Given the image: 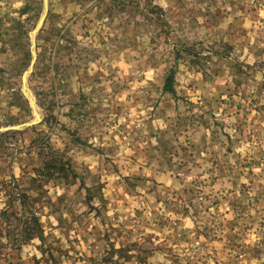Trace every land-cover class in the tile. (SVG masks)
I'll return each instance as SVG.
<instances>
[{"label": "rangeland", "instance_id": "374dc122", "mask_svg": "<svg viewBox=\"0 0 264 264\" xmlns=\"http://www.w3.org/2000/svg\"><path fill=\"white\" fill-rule=\"evenodd\" d=\"M44 2L0 0V264H264V0Z\"/></svg>", "mask_w": 264, "mask_h": 264}, {"label": "water", "instance_id": "95a60500", "mask_svg": "<svg viewBox=\"0 0 264 264\" xmlns=\"http://www.w3.org/2000/svg\"><path fill=\"white\" fill-rule=\"evenodd\" d=\"M47 11H48V0H45V2H44V12H43V14H42V17H41V19H40V21H39V23H38V25H37V27H36V30H35V32L34 33H36L37 31H39L40 29H41V27H42V25H43V23H44V20H45V18H46V15H47ZM33 45H34V41H33ZM32 55H33V59H32V62H31V66H30V69H29V71L23 76V86H24V91H26L27 90V88H26V82H27V76H28V74L32 71V69H33V66H34V64H35V60H36V53H35V51L33 50L32 51ZM31 104H32V106H33V108H35V104H34V102L31 100ZM37 117V116H36ZM38 118V117H37ZM30 124H32V123H28V124H26V125H24V126H28V125H30ZM20 128V126H16V127H12L11 129H19Z\"/></svg>", "mask_w": 264, "mask_h": 264}, {"label": "trees", "instance_id": "16d2710c", "mask_svg": "<svg viewBox=\"0 0 264 264\" xmlns=\"http://www.w3.org/2000/svg\"><path fill=\"white\" fill-rule=\"evenodd\" d=\"M164 92L169 93L171 95H175L176 94V90L174 88V71L171 70V72L167 75L166 79H165V83H164V87H163ZM34 223L36 228L38 229V221L37 219L34 217ZM35 235H38V233L36 232Z\"/></svg>", "mask_w": 264, "mask_h": 264}, {"label": "bare ground", "instance_id": "6f19581e", "mask_svg": "<svg viewBox=\"0 0 264 264\" xmlns=\"http://www.w3.org/2000/svg\"><path fill=\"white\" fill-rule=\"evenodd\" d=\"M34 37V33L32 34V38Z\"/></svg>", "mask_w": 264, "mask_h": 264}]
</instances>
